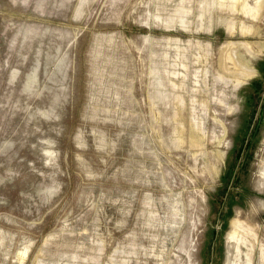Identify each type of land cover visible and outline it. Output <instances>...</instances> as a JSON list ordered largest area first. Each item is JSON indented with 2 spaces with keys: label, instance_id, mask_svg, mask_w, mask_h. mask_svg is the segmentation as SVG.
Masks as SVG:
<instances>
[{
  "label": "rangeland",
  "instance_id": "obj_1",
  "mask_svg": "<svg viewBox=\"0 0 264 264\" xmlns=\"http://www.w3.org/2000/svg\"><path fill=\"white\" fill-rule=\"evenodd\" d=\"M0 264H264V0H0Z\"/></svg>",
  "mask_w": 264,
  "mask_h": 264
}]
</instances>
